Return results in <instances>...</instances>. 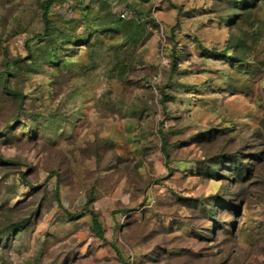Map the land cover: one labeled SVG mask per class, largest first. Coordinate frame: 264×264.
Wrapping results in <instances>:
<instances>
[{"label": "rangeland", "instance_id": "obj_1", "mask_svg": "<svg viewBox=\"0 0 264 264\" xmlns=\"http://www.w3.org/2000/svg\"><path fill=\"white\" fill-rule=\"evenodd\" d=\"M41 1L0 0V264H264V2Z\"/></svg>", "mask_w": 264, "mask_h": 264}, {"label": "trees", "instance_id": "obj_2", "mask_svg": "<svg viewBox=\"0 0 264 264\" xmlns=\"http://www.w3.org/2000/svg\"><path fill=\"white\" fill-rule=\"evenodd\" d=\"M228 0H224V2H227ZM258 1L260 0H230L229 4L227 3H221L220 6H225L227 9V12L222 15L221 14V19L222 21H232V19H236L237 16V20L240 17H243V11H246L248 8H250L251 6L255 5ZM264 2V0H262ZM52 2V0H42L40 2V8H41V18L44 24V32L47 30L48 25H49V21H48V7L50 5V3ZM241 10V12H240ZM102 28H109L110 30L113 31H117V29H121L122 32L127 36V40L132 43L135 44L141 37L142 35V25H140L138 22H134V20L132 18L130 19H126L123 20L120 17H113L112 19H110L105 25H101L98 26L97 29H102ZM81 40H83L82 42L86 41L85 37H82ZM237 44H240V40L239 39H234V40H230L228 46L230 47H235ZM11 94L13 95H17V96H21L20 92L18 91H10ZM168 96L165 93H162V97L160 99V103L164 104L167 100H168ZM161 138L163 140V142H165V137L164 135L161 133ZM216 158V159H215ZM254 159V158H253ZM256 159H258V155L255 157V161ZM218 162V163H217ZM225 162V163H222ZM230 162V163H229ZM241 158L240 160H237V164L236 162H234V159H228V160H222L221 158L214 156V160H211L209 163H207V168H204V172L213 175L215 173V169L214 165H222L223 166H229V167H221L222 170L227 171L228 172V176L231 178H233V180L236 182V184H239L241 182V177L245 176L243 178V180L249 176H252V173L254 172V166L255 163H250L249 161L247 162V164H245L244 162H241ZM0 163H4V164H21L19 161H16L14 159L8 158V157H3L2 155H0ZM206 169V170H205ZM27 182V181H26ZM29 184V183H28ZM31 186V184H29ZM55 197L58 201V188L57 186H55ZM227 202L220 196L218 195H213L212 198L207 199L206 203H202L200 202L199 199H195L193 200L191 206H196L198 208H201L200 212L204 213L205 216H208L210 219L208 220L207 223H210L209 221L212 220L213 217H215L216 212H218L220 209H223L225 204ZM212 204H214L212 206ZM231 210L233 208L229 207ZM86 212L88 213V215L91 217V228L92 231L94 233V235L99 238L100 240L106 241V238L104 236V229L102 227V224L99 220V217L97 215V213L95 211H93L92 209L87 208ZM24 222V220H19L16 223H14L15 225L20 226L22 223ZM14 224L12 226H14ZM15 228V227H14ZM7 229V232L14 229ZM211 229H213V227H211ZM111 249L113 250L116 258L122 263V264H129L125 258L123 257V255L121 254V252L119 251V249L117 248V246L113 243V242H108Z\"/></svg>", "mask_w": 264, "mask_h": 264}, {"label": "built area", "instance_id": "obj_3", "mask_svg": "<svg viewBox=\"0 0 264 264\" xmlns=\"http://www.w3.org/2000/svg\"><path fill=\"white\" fill-rule=\"evenodd\" d=\"M121 16H123V14L121 13Z\"/></svg>", "mask_w": 264, "mask_h": 264}]
</instances>
